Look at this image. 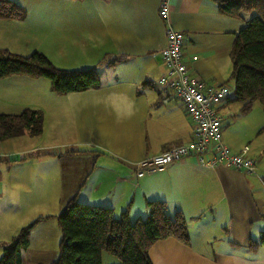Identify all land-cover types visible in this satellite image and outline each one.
<instances>
[{
	"label": "crops",
	"instance_id": "obj_1",
	"mask_svg": "<svg viewBox=\"0 0 264 264\" xmlns=\"http://www.w3.org/2000/svg\"><path fill=\"white\" fill-rule=\"evenodd\" d=\"M14 1L26 14L0 19V48L21 55L40 51L65 69L96 68L101 83L58 94L44 77L0 78V113L35 108L44 116L41 134L0 141V222L17 208L18 194L34 193L40 206L31 216L37 222L30 245L38 226L53 221L58 227L55 215L73 196L109 206L115 216L128 208L132 219L148 215L147 200L161 199L170 213L184 215L189 243L172 236L155 241L152 264H264V244L249 248L264 230L259 123L245 119L242 129L223 134L234 151L248 146L255 173L186 157L137 175L139 161L191 139L190 117L159 82L166 46L160 0ZM169 19L184 34L189 72L233 89L230 52L244 22L221 13L216 0H169ZM233 101L231 96L218 107L221 116L233 115L228 128L238 120Z\"/></svg>",
	"mask_w": 264,
	"mask_h": 264
},
{
	"label": "trees",
	"instance_id": "obj_2",
	"mask_svg": "<svg viewBox=\"0 0 264 264\" xmlns=\"http://www.w3.org/2000/svg\"><path fill=\"white\" fill-rule=\"evenodd\" d=\"M218 10L244 22L235 34L230 58L234 82L232 99L241 102L248 112L255 100L264 107V0H216ZM26 10L14 0H0V19H21ZM109 61L114 64L116 60ZM26 75L48 79L58 94L82 91L100 86L96 68L65 69L55 66L40 51L21 55L0 48V78ZM43 112L24 108L17 113H0V141L28 134L37 136L43 130ZM261 129H264V125ZM148 215L132 219L128 208L115 216L109 206L80 202L76 197L65 201L55 215L60 229L58 256L36 264H102V251L116 256L120 264H152L149 248L160 239L175 237L189 243L187 221L180 210L170 213L166 201L147 200ZM37 219L23 226L2 246L0 264H23L22 250L29 245L30 230ZM264 244V230L251 239L249 248Z\"/></svg>",
	"mask_w": 264,
	"mask_h": 264
},
{
	"label": "built area",
	"instance_id": "obj_3",
	"mask_svg": "<svg viewBox=\"0 0 264 264\" xmlns=\"http://www.w3.org/2000/svg\"><path fill=\"white\" fill-rule=\"evenodd\" d=\"M158 13L166 25V46L161 50L165 73L159 82L181 101L190 117L191 139L145 157L138 163L137 175L162 170L168 164L186 157L196 158L202 166L225 165L238 171L255 173L257 161L249 155L248 146L234 151L223 141L222 116L218 107L233 95V89L226 84L207 82L189 72L183 54L184 34L170 22L169 0H160Z\"/></svg>",
	"mask_w": 264,
	"mask_h": 264
},
{
	"label": "rangeland",
	"instance_id": "obj_4",
	"mask_svg": "<svg viewBox=\"0 0 264 264\" xmlns=\"http://www.w3.org/2000/svg\"><path fill=\"white\" fill-rule=\"evenodd\" d=\"M241 102L233 101L230 103V108L236 116L237 123L234 127H229V123L232 122L233 115L224 117L222 114V134L231 133L232 130L242 129L244 126L245 119L250 120L255 124L259 123L260 137H264V129H261L264 125V107L260 100H255L252 105V108L248 112H243L241 110ZM247 116H245L246 114ZM249 113V114H248ZM221 114V113H220ZM247 120V121H248ZM228 128V131L225 130ZM19 202L15 203V207L11 210L9 217H4L0 222V235L3 234L5 241H2L0 244V256L2 254V246L5 243H8L12 236L15 235L21 227L30 224L35 221L34 218H31L34 212H38L40 203L36 199L34 200V193L31 192H22L16 197ZM58 214V213H57ZM49 226L45 229L38 226L32 231V237L30 239V245L28 248L22 250L23 264H36L40 261H49L55 259L58 256V244L60 240V229L56 227L55 222H47ZM42 225V224H40ZM32 229V228H31ZM9 230L14 232L13 235H8ZM31 231V230H30ZM30 237V236H29ZM119 259L109 253L106 250L102 251V264H118Z\"/></svg>",
	"mask_w": 264,
	"mask_h": 264
}]
</instances>
